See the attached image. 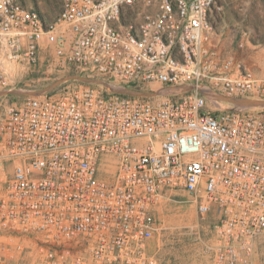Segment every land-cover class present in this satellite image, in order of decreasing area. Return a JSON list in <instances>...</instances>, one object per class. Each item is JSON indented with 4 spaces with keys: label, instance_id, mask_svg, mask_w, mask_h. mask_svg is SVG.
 I'll return each instance as SVG.
<instances>
[{
    "label": "built area",
    "instance_id": "2783aa9c",
    "mask_svg": "<svg viewBox=\"0 0 264 264\" xmlns=\"http://www.w3.org/2000/svg\"><path fill=\"white\" fill-rule=\"evenodd\" d=\"M218 2L61 0L48 18L0 0V92L45 68L141 93L81 82L4 107L0 264H163L171 191L212 222L211 264H258L264 110L234 100H263L264 75L222 54Z\"/></svg>",
    "mask_w": 264,
    "mask_h": 264
},
{
    "label": "rangeland",
    "instance_id": "374dc122",
    "mask_svg": "<svg viewBox=\"0 0 264 264\" xmlns=\"http://www.w3.org/2000/svg\"><path fill=\"white\" fill-rule=\"evenodd\" d=\"M21 1L38 8L48 18L59 12L61 4V0ZM212 17L222 54H233L256 74L264 75V0H219ZM45 71L42 68L24 77L12 92H0V114L7 104L22 101L30 95L46 90L49 95L56 94L83 82L73 79L76 76L73 74L47 76ZM159 86L153 84L156 89ZM142 95L152 96L153 93ZM234 102L251 104L248 108L251 112L264 110V99H235ZM155 220L157 229L151 239V247L163 264H211L207 244L212 238V222L200 217L195 204L184 191H171L170 196L158 206ZM257 256V263L264 264V243L259 245Z\"/></svg>",
    "mask_w": 264,
    "mask_h": 264
},
{
    "label": "water",
    "instance_id": "95a60500",
    "mask_svg": "<svg viewBox=\"0 0 264 264\" xmlns=\"http://www.w3.org/2000/svg\"><path fill=\"white\" fill-rule=\"evenodd\" d=\"M72 78L76 79V80L83 81V82L102 84V85L106 86L107 88H109L113 92H119V93H125V94H137V95L141 94L140 92L133 91L130 89L112 86L111 84H109L106 81L95 79V78L82 77L79 75L73 76ZM46 91H48V90H46ZM9 92H12V91H9Z\"/></svg>",
    "mask_w": 264,
    "mask_h": 264
},
{
    "label": "bare ground",
    "instance_id": "6f19581e",
    "mask_svg": "<svg viewBox=\"0 0 264 264\" xmlns=\"http://www.w3.org/2000/svg\"><path fill=\"white\" fill-rule=\"evenodd\" d=\"M212 94V93H211ZM238 105H241V106H243V107H248V106H250L251 104H246V103H244V102H241V103H237Z\"/></svg>",
    "mask_w": 264,
    "mask_h": 264
}]
</instances>
